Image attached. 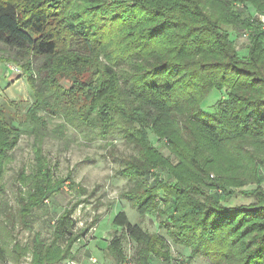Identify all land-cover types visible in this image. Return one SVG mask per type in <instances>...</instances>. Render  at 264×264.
Listing matches in <instances>:
<instances>
[{
	"label": "trees",
	"instance_id": "trees-1",
	"mask_svg": "<svg viewBox=\"0 0 264 264\" xmlns=\"http://www.w3.org/2000/svg\"><path fill=\"white\" fill-rule=\"evenodd\" d=\"M251 11L264 15V0H0V53L21 68L32 99L21 126L33 167L16 173L33 181L19 192L21 229L31 231L32 212L58 191L47 140L66 145L69 130L85 144L121 137L136 152L122 160L133 186L121 197L140 217L157 210L168 240L208 264H264V30ZM227 27L248 31L246 56ZM23 134L0 107V180ZM248 185L255 188L238 190ZM236 189L253 201L226 206ZM74 208L57 217L48 241L35 234L29 245L14 244L12 262L72 259ZM112 226L105 252L116 264L126 240L136 244V264L172 261L165 238L124 211Z\"/></svg>",
	"mask_w": 264,
	"mask_h": 264
},
{
	"label": "rangeland",
	"instance_id": "rangeland-1",
	"mask_svg": "<svg viewBox=\"0 0 264 264\" xmlns=\"http://www.w3.org/2000/svg\"><path fill=\"white\" fill-rule=\"evenodd\" d=\"M234 8L238 13L243 12L239 6ZM241 14L242 18H245V15ZM248 17L255 21L261 30H264V15L251 11ZM226 29L238 55L246 56L248 31H239L232 27ZM9 67L18 68L19 75H13L8 69ZM31 100V90L22 76L21 68L6 61L5 56L0 53V107L6 110L10 122L24 131L16 147L10 152L12 158L8 161L4 175L0 180V244L5 248L7 254V261L0 262V264H14L11 260L14 244L17 246L29 245L35 234H39L41 239L48 241L54 221L65 210L73 209V207H75L71 215L75 222L73 234L78 236L79 240L71 247V251L77 255L83 252L87 246L92 254L91 258L96 261L95 264H116L107 255V252L100 250L98 246L103 247L104 240L111 239L115 230L112 220L118 211H124L130 223L139 224L145 231L157 233L165 238L172 258L168 264H208L203 258L190 257L189 249L174 246L168 240L164 231L159 229L157 210L140 217L130 202L121 197L133 186L132 181L122 174V160L136 153L121 137L85 144L82 139L69 130L66 133L68 138L66 145L54 139L47 140L43 149L49 159L50 177L57 185L55 188L58 191L45 201L43 207L32 212L31 231L22 230L17 213L18 198L21 197L19 192H24L29 183H33V181L25 179L24 182H21L20 179H17L16 173L23 171L25 175H29L33 167L31 138L28 136V128L21 126L24 121V113L31 104ZM149 139L151 144L160 149L164 156L168 155L153 134H149ZM259 162L257 169L260 184L264 189V160ZM153 175L166 182L169 180L166 170H157ZM68 176L74 183L72 189H69L71 181H66ZM152 178L150 175L147 182L149 186L152 185ZM210 178H213V175H210ZM254 188V185H248L238 190L248 191ZM238 190L236 189L235 195L225 204L226 206L249 204L253 201L250 197L238 194ZM207 194H211L209 190ZM162 206L163 202H160L157 208ZM12 217L13 219H11ZM96 239L98 243H95ZM122 250L125 259H130L135 263L133 258L136 244L126 240L123 242ZM29 261L28 255L21 258L19 264H27ZM152 262L153 264H165L158 262L155 258ZM75 263L83 264L77 261Z\"/></svg>",
	"mask_w": 264,
	"mask_h": 264
},
{
	"label": "crops",
	"instance_id": "crops-1",
	"mask_svg": "<svg viewBox=\"0 0 264 264\" xmlns=\"http://www.w3.org/2000/svg\"><path fill=\"white\" fill-rule=\"evenodd\" d=\"M95 243H98L97 239L95 240ZM103 243H105L103 245V247L98 246V248H100V250H102V251H105V248L108 245V239H105ZM89 247H90V245H89ZM71 254H72L71 255L72 259H70V260L68 259V260L62 262L61 264H67L68 262H76V261L80 262V263H83V264H93L90 261L91 259H93V258H91L92 254L89 252L87 246L84 248L83 252L75 255L74 252L71 251ZM27 264H29V263H27Z\"/></svg>",
	"mask_w": 264,
	"mask_h": 264
},
{
	"label": "built area",
	"instance_id": "built-area-1",
	"mask_svg": "<svg viewBox=\"0 0 264 264\" xmlns=\"http://www.w3.org/2000/svg\"><path fill=\"white\" fill-rule=\"evenodd\" d=\"M8 69L12 72L13 75H19V70H18V68H15V67H9ZM90 261H91L93 264L96 263V261H95L94 259H91ZM67 264H76V263H75V262H68ZM119 264H135V263H133L130 259H125L124 261H122V262L119 263Z\"/></svg>",
	"mask_w": 264,
	"mask_h": 264
}]
</instances>
